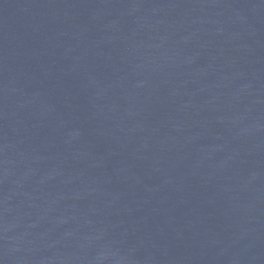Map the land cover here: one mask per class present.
Returning <instances> with one entry per match:
<instances>
[{
	"label": "water",
	"instance_id": "water-1",
	"mask_svg": "<svg viewBox=\"0 0 264 264\" xmlns=\"http://www.w3.org/2000/svg\"><path fill=\"white\" fill-rule=\"evenodd\" d=\"M0 264H264V0H0Z\"/></svg>",
	"mask_w": 264,
	"mask_h": 264
}]
</instances>
